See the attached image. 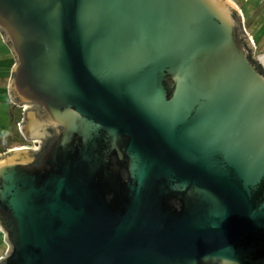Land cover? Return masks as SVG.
Masks as SVG:
<instances>
[{"label": "water", "instance_id": "95a60500", "mask_svg": "<svg viewBox=\"0 0 264 264\" xmlns=\"http://www.w3.org/2000/svg\"><path fill=\"white\" fill-rule=\"evenodd\" d=\"M0 33L35 142L0 158V264H264V55L232 2L0 0Z\"/></svg>", "mask_w": 264, "mask_h": 264}, {"label": "rangeland", "instance_id": "374dc122", "mask_svg": "<svg viewBox=\"0 0 264 264\" xmlns=\"http://www.w3.org/2000/svg\"><path fill=\"white\" fill-rule=\"evenodd\" d=\"M230 1L240 11L242 16L243 26L247 32V35L249 36L251 41L253 40L251 42L255 48L253 57L257 58L259 56L264 55V0H250V1L230 0ZM0 65L2 68V73L4 74L8 72V68L11 66V61L9 59L1 58ZM10 112H11V108L9 103L8 91L7 89H4V87H1V79H0V137L6 136L7 132H9L7 131V128L9 127L8 124H10V122L6 120H7V115H10ZM31 142L34 143V140L28 139V143L26 144V146H22L21 149L30 150V147L33 145ZM3 143L0 142V152H1L0 158L10 156L14 151H16L19 148L17 146H14V148L11 150H4L7 147L3 146L4 145ZM6 251H7V243L5 241L3 232L0 230V259L5 255Z\"/></svg>", "mask_w": 264, "mask_h": 264}, {"label": "crops", "instance_id": "0c3cea01", "mask_svg": "<svg viewBox=\"0 0 264 264\" xmlns=\"http://www.w3.org/2000/svg\"><path fill=\"white\" fill-rule=\"evenodd\" d=\"M230 1V0H229ZM250 1V0H249ZM231 2V1H230ZM260 18V17H259ZM1 34V33H0ZM0 57L3 58V59H9L11 61V66L8 68V72L6 73H2V68H1V65H0V79H1V87H4V89H7L8 91V95H9V103H10V108H11V112H10V115H7V120L6 121H9L10 124H8L9 126H13V125H17V120L19 122V126H20V131H21V126L24 125V118H25V113L21 112L20 113V109L18 106H16L13 102H12V99L10 97V94H9V83H10V79H11V75H12V69L13 67L15 66L16 62H15V57L13 55V53L11 52L10 50V47L8 46V44L4 41L3 39V36L0 35ZM3 46V47H2ZM0 58V59H1ZM12 59V60H11ZM12 67V68H11ZM21 116V118L19 119V117ZM11 118V119H10ZM7 131H8V128H7ZM8 133V132H7ZM22 135L23 132H21ZM7 136V135H6ZM6 136H2L0 137V142L3 143L2 145L5 146V142L6 140H3V138H5ZM24 143L22 144L23 146H26V141L28 138L27 137H23L22 138ZM33 143V142H31ZM21 146V145H20ZM18 146L19 148L18 149H21V147ZM14 147H8L4 150H11L13 149ZM17 148V147H16ZM24 150V149H23ZM1 153V152H0Z\"/></svg>", "mask_w": 264, "mask_h": 264}, {"label": "trees", "instance_id": "16d2710c", "mask_svg": "<svg viewBox=\"0 0 264 264\" xmlns=\"http://www.w3.org/2000/svg\"><path fill=\"white\" fill-rule=\"evenodd\" d=\"M243 45L245 46V48L247 49V50H249V52H250V58L251 59H253V54H252V50H251V48L249 47V44H248V41H247V38L245 37L244 39H243ZM254 64L257 66V68H258V70L261 72V73H263L264 74V69H263V67H262V65L259 63V62H257V61H255L254 62ZM22 112V110L20 109V113ZM21 118V116L19 117V119ZM17 125H13V126H9L8 127V133H7V138H3V140H6V142H5V146L7 147H14V146H23L22 144L24 143V141H23V135H22V133H21V131H20V126H19V122H18V120H17ZM26 141V140H25ZM27 144V143H26ZM20 146V147H21Z\"/></svg>", "mask_w": 264, "mask_h": 264}, {"label": "built area", "instance_id": "2783aa9c", "mask_svg": "<svg viewBox=\"0 0 264 264\" xmlns=\"http://www.w3.org/2000/svg\"><path fill=\"white\" fill-rule=\"evenodd\" d=\"M20 109L22 110L23 113H25L28 110V106H20ZM33 145L30 147V150L35 149V142L33 143Z\"/></svg>", "mask_w": 264, "mask_h": 264}, {"label": "flooded vegetation", "instance_id": "af4514ba", "mask_svg": "<svg viewBox=\"0 0 264 264\" xmlns=\"http://www.w3.org/2000/svg\"><path fill=\"white\" fill-rule=\"evenodd\" d=\"M41 141H42V148H41V151L38 153V155L41 153V152H43L44 151V149H45V145H46V143H45V141L41 138ZM26 143H28V140H26ZM33 144V143H32ZM34 154V153H33ZM34 155H37V154H34Z\"/></svg>", "mask_w": 264, "mask_h": 264}, {"label": "clouds", "instance_id": "9594fccd", "mask_svg": "<svg viewBox=\"0 0 264 264\" xmlns=\"http://www.w3.org/2000/svg\"><path fill=\"white\" fill-rule=\"evenodd\" d=\"M244 29H245V28H244ZM245 32H246V30H245ZM246 33H247V32H246ZM252 41H253V40H252ZM252 41H251V42H252ZM19 109H20V107H19Z\"/></svg>", "mask_w": 264, "mask_h": 264}]
</instances>
